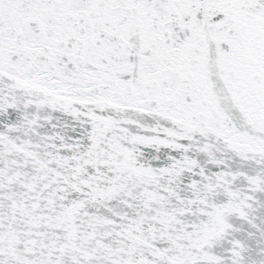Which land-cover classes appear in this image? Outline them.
<instances>
[{
    "label": "snow or ice",
    "instance_id": "obj_1",
    "mask_svg": "<svg viewBox=\"0 0 264 264\" xmlns=\"http://www.w3.org/2000/svg\"><path fill=\"white\" fill-rule=\"evenodd\" d=\"M0 264H264V0H0Z\"/></svg>",
    "mask_w": 264,
    "mask_h": 264
}]
</instances>
